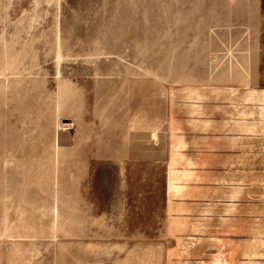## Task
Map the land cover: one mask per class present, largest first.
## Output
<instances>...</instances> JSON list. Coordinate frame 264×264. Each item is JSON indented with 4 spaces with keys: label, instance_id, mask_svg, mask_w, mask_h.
<instances>
[{
    "label": "rangeland",
    "instance_id": "1",
    "mask_svg": "<svg viewBox=\"0 0 264 264\" xmlns=\"http://www.w3.org/2000/svg\"><path fill=\"white\" fill-rule=\"evenodd\" d=\"M242 34L264 47V0H0V264H169L163 146L145 129L142 160L91 163V138L124 157L136 109L145 128L161 116L185 57L198 64ZM91 111L118 120L94 124ZM237 234L199 249L264 264L260 156L254 231Z\"/></svg>",
    "mask_w": 264,
    "mask_h": 264
},
{
    "label": "crops",
    "instance_id": "2",
    "mask_svg": "<svg viewBox=\"0 0 264 264\" xmlns=\"http://www.w3.org/2000/svg\"><path fill=\"white\" fill-rule=\"evenodd\" d=\"M242 35L204 49L198 64H188L185 57L180 83L169 79L161 116L148 117L145 128L143 109H136L135 128L126 130L125 142L119 143L124 157H112L111 142L91 138V163L142 160L145 129L153 144L163 146L165 227L173 242L169 264H215L216 258L232 264L234 250H213L209 261L208 250L202 252L199 245L236 243L241 223L254 231L257 156L264 160V47ZM113 120L118 119L91 111L94 124ZM40 145L46 149L39 152L49 154L57 143ZM52 155L40 160L55 159ZM214 225L219 234H212ZM250 262L254 257L248 253Z\"/></svg>",
    "mask_w": 264,
    "mask_h": 264
}]
</instances>
